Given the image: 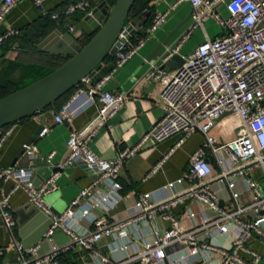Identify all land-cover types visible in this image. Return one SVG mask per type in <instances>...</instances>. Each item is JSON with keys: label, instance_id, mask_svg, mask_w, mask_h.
Wrapping results in <instances>:
<instances>
[{"label": "built area", "instance_id": "2783aa9c", "mask_svg": "<svg viewBox=\"0 0 264 264\" xmlns=\"http://www.w3.org/2000/svg\"><path fill=\"white\" fill-rule=\"evenodd\" d=\"M22 1L2 0L0 22ZM44 1L31 0L43 15ZM181 2L191 7L189 25L145 74L148 81L161 85L163 114L137 144L119 151L111 160L99 158L89 147L99 130L111 129V120L129 99L125 94L106 91L105 85L112 73L165 23L167 12H153L151 24L135 45H130L126 38L129 31L124 26L113 44L112 69L95 83L91 77H84L53 115V123L62 125L70 121L68 107L81 94L97 100L94 117L81 131L69 133L65 158L54 166L62 171L80 159L94 177L63 212L56 213L44 200L55 191L59 172H51L39 185L34 183L35 163L50 164L53 152L39 156L33 144L24 146L26 167L0 169V180L13 182L9 193L0 198V220L9 242L7 249L0 248V264H65L62 257L70 252L77 255V264H260L261 257L246 243L253 235L264 242V194L246 175L248 170L264 166V0H177L171 9ZM87 8V1L72 2L51 19L69 17ZM209 19L223 32L214 38L204 32L203 41L182 56L178 68L162 67L197 29H204ZM17 34L13 29L1 34L0 47ZM224 115L237 123L236 135L216 146L209 132ZM13 130L14 124L0 129V152ZM48 130L43 127L39 137ZM196 132L202 133L205 141L190 158L184 174L185 190L156 203L139 194L132 214L121 218L112 214L122 200L123 187L118 179L127 160L149 140L160 144L176 136L178 146ZM208 155L215 157L221 169L218 175H214ZM165 158L167 155L151 168L150 175L158 172ZM238 181L252 192L247 206L238 202ZM17 190H23L28 203L50 220L41 239L48 245L45 253H41L42 242L23 246L17 239L16 221L8 206L9 195ZM220 202L232 206L225 209ZM179 206H185V227L172 212ZM57 230L68 237L67 242H53ZM108 237L120 244L105 254L99 245ZM116 252L123 255L118 258Z\"/></svg>", "mask_w": 264, "mask_h": 264}, {"label": "crops", "instance_id": "0c3cea01", "mask_svg": "<svg viewBox=\"0 0 264 264\" xmlns=\"http://www.w3.org/2000/svg\"><path fill=\"white\" fill-rule=\"evenodd\" d=\"M76 1L83 0H45V15H43L31 0H24L16 4L0 22V35L9 29L18 32L16 36L6 40L0 47V98L16 91L24 83L33 80L34 74L29 70V67L38 65L52 67L54 62L65 57L54 53L62 50L55 42L49 41L41 45L47 36L55 31L61 35L70 33V28L75 29L76 36L85 35L77 30V24L83 15L102 1L111 5L112 0H84L89 3V8L85 11L76 12L69 17L51 19V15L59 14L66 6ZM1 2L2 0H0ZM176 2L177 0H151L149 2L148 7L151 12H167L165 23L133 56L112 73L110 80L104 87L108 92L125 94L129 99L111 120V129L109 131L106 129L99 130L89 143L91 151L101 159H114L119 151L133 147L162 117L161 85L157 81H148L145 78L150 64L156 60L148 63L146 59L163 41H167L166 48L173 47L188 27L191 7L187 2H181L174 9H171V6ZM220 12L222 15L226 14L223 7L220 8ZM203 28V30L197 29L194 32L191 38L179 49L178 54L184 56L191 52L196 45L203 41L204 32L209 38L220 35V33H213L214 28L211 19L205 22ZM146 29L142 27L132 36L129 39L130 45H135L137 40L145 34ZM165 69L172 70L168 67ZM60 106L14 124L11 136L6 139L1 148L0 169H9L11 162L36 126L42 125L48 127V133L43 137L36 138L33 145L36 147L39 156H45L52 152L54 156L50 164L35 163L34 182L39 185L48 178L55 168L54 166L65 158L69 133L81 131L94 117L97 100L88 94H81L68 107L70 121L62 125H55L53 115ZM228 122L236 123L228 120L227 117L219 118L210 130L209 135L216 139V146L225 144L235 137L236 129L231 132L229 130L224 132ZM177 141L178 137L176 136L160 144H155L149 140L137 151L134 157L125 162L118 179L123 187L122 200L113 211V215L121 218L132 214L139 194L147 195L151 202L156 203L187 188L184 174L192 154L203 145L205 136L196 132L178 146H176ZM171 149H173L172 152H170ZM165 155L167 158L164 159L158 172L150 175L151 168L160 162ZM208 160L213 167L214 175H218L221 169L215 163V157L208 155ZM27 162V157L23 154L17 160L15 167H26ZM58 172V178L55 182L56 189L46 196L49 198V202L46 204L56 213H61L78 192L91 182L93 175L85 168L80 159H77L72 166L62 171L58 170ZM246 177L264 194V166L259 165L248 170ZM12 186V181L3 182L0 180V198L9 193ZM236 191L239 193L238 202L241 206H247L251 203L252 192L246 189L244 183L236 182ZM219 204L225 209H230L232 206V203L223 204L220 202ZM8 206L16 221L17 239L20 242L35 240L43 226V220L39 219L38 214L31 210L33 206L28 203L25 192L17 190L9 195ZM172 212L183 227L188 225L184 216L185 206H179ZM262 228L264 230V225ZM20 231L24 233V239L20 238ZM41 239L38 242H42ZM67 241L68 237L65 234L59 230L55 232L53 236L55 244L61 245ZM119 244L118 241L108 237L100 242L99 250L107 254L110 249L119 246ZM41 245V253H45L48 250V245L45 242H42ZM8 247L9 242L0 220V248L7 249ZM246 247L257 253L261 257L260 264H264V242L259 237L253 235L247 241ZM122 255L123 253L120 252L115 253L118 258ZM76 257L75 253L70 252L62 257V261L65 264H77ZM242 257L246 260L250 259L247 255H242Z\"/></svg>", "mask_w": 264, "mask_h": 264}, {"label": "water", "instance_id": "95a60500", "mask_svg": "<svg viewBox=\"0 0 264 264\" xmlns=\"http://www.w3.org/2000/svg\"><path fill=\"white\" fill-rule=\"evenodd\" d=\"M134 1L115 0L112 6L106 1H102L84 14L77 24V30L87 36L93 35L85 46L78 43V35H75V31L63 35L55 31L47 36L41 45L53 41L62 49L54 53L69 58L39 80L0 99V129L44 113L45 109L51 107L56 101L76 88L84 77H91L92 83H95L107 74L112 69L113 64L110 62L104 65V62L108 57L114 56L115 48L113 44L122 28L127 27L129 34L126 38L130 39L143 27L144 19L142 17L127 22ZM188 18H190V15ZM166 46L167 41L159 43L149 58L146 59V62L160 59ZM182 63V55L174 54L163 63L162 67L174 70ZM226 116L224 115L221 118ZM42 129V125L36 126L31 136L18 151L9 168H13L17 160L24 154V146L33 144L35 139L39 138ZM55 171L58 170L54 168L52 172ZM34 183L37 185V182ZM31 210L38 214L39 219L43 220V226L35 240L32 242L23 240L21 242L23 246L38 242L50 224V220L35 207H32ZM19 236L24 239L22 231L19 232Z\"/></svg>", "mask_w": 264, "mask_h": 264}, {"label": "trees", "instance_id": "16d2710c", "mask_svg": "<svg viewBox=\"0 0 264 264\" xmlns=\"http://www.w3.org/2000/svg\"><path fill=\"white\" fill-rule=\"evenodd\" d=\"M150 1L151 0H135L130 11H129L127 22H130V21H132L136 18H139V17H142V19H144L145 16H147L146 19H144L143 27L148 28L149 25L151 24V20H152V16H153V12H151V9L148 7V4ZM114 2H115V0H112L111 5H113ZM80 18H81V16H80ZM92 36L93 35H89V36L79 35L78 36V43L81 46H85L90 41ZM68 58L69 57H64L62 59L57 60L56 62H54L52 67H45V66H39V65L29 67L30 68L29 70L32 71V73L34 74V78L32 81L24 83L22 86L19 87V89L24 88L27 85H29V84L39 80L40 78L44 77L45 75L49 74L55 68H57L58 66L63 64ZM112 61H113V58L108 57L104 63L109 64ZM19 89H17V90H19ZM71 92H72V90L70 92H68L65 96L60 98L58 101H56V103H54L51 107L45 109L44 111H48V110L52 109L53 107L60 106L61 103H63L67 99V97L70 95ZM6 96H4V97H6ZM4 97H2V98H4ZM6 127H4V128H6Z\"/></svg>", "mask_w": 264, "mask_h": 264}, {"label": "rangeland", "instance_id": "374dc122", "mask_svg": "<svg viewBox=\"0 0 264 264\" xmlns=\"http://www.w3.org/2000/svg\"><path fill=\"white\" fill-rule=\"evenodd\" d=\"M211 22H212L213 28H214L213 33H215V34L220 33L221 34L223 32L222 28L213 19H211ZM233 129L234 130L237 129V124L228 122L227 127L224 130V132L227 130H229L231 132V131H233ZM44 200L46 203L49 202V198H47V197H45Z\"/></svg>", "mask_w": 264, "mask_h": 264}]
</instances>
